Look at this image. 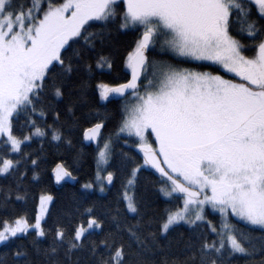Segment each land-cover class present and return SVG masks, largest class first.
Listing matches in <instances>:
<instances>
[{
	"label": "snow or ice",
	"instance_id": "snow-or-ice-1",
	"mask_svg": "<svg viewBox=\"0 0 264 264\" xmlns=\"http://www.w3.org/2000/svg\"><path fill=\"white\" fill-rule=\"evenodd\" d=\"M122 32L136 34L130 79L95 83ZM157 47L227 78L150 59ZM82 119L94 175L53 170L79 197L11 215L29 165L40 179L28 146L72 147ZM0 264H264V0H0Z\"/></svg>",
	"mask_w": 264,
	"mask_h": 264
},
{
	"label": "trees",
	"instance_id": "trees-1",
	"mask_svg": "<svg viewBox=\"0 0 264 264\" xmlns=\"http://www.w3.org/2000/svg\"><path fill=\"white\" fill-rule=\"evenodd\" d=\"M136 39V34L133 32L120 33L114 35L113 43L117 50L116 52V70L113 73H106L105 75L99 77L95 83H109L115 86L118 83H125L130 79V73L124 68V61L128 52L134 47V41ZM150 59H160L167 60L174 64H180L184 67H194L201 71H211L214 74L220 72L218 66H204L198 67L195 63H181L180 61L174 59L171 53L161 52L159 47L155 50H150ZM90 95H95V90L90 93ZM95 102V101H93ZM122 106V100H117L112 103H108L105 109L102 111H107L110 114V120L106 123L105 129L103 131L104 135L111 134L115 131L117 122L119 120V113ZM91 126V122L87 119H82L79 124L73 128L70 132L66 130L65 134L70 135L73 146L69 147L67 144L61 143L57 145L55 142H45L43 148L37 142H33L28 146V151H30L34 156L39 155L41 158L40 167L36 170L39 174V180H33V172L31 171V166L29 165V175L26 178V187L29 192V198L27 203L17 202L15 211L11 215L19 216L26 214L29 222L34 220L35 215L38 213L39 198L41 194H52L55 197L56 211L60 208L67 207L74 198L79 197L81 188L80 183L76 185H65L61 189H57L55 186L54 178L52 172L57 164L64 163L66 167L73 170V174L77 176L80 182L90 180L94 175L95 170V145H87L85 139L83 138L84 132L88 127ZM121 148L127 150V145L122 141L115 145V151L117 155L119 154ZM149 181L154 180L155 176H148ZM114 192H107L101 194L98 191L92 196V200L103 201L108 203L111 201ZM215 221L216 217H210Z\"/></svg>",
	"mask_w": 264,
	"mask_h": 264
},
{
	"label": "water",
	"instance_id": "water-1",
	"mask_svg": "<svg viewBox=\"0 0 264 264\" xmlns=\"http://www.w3.org/2000/svg\"><path fill=\"white\" fill-rule=\"evenodd\" d=\"M117 100H122V98H118ZM102 131H104V130H102ZM85 143L87 145H89V146H91V145H95L96 146L95 142H90V141L85 140ZM151 171H154V170H151ZM53 177H54V181H55L54 171H53ZM65 185H76V183H73V182H70V181H63L60 184H57L56 181H55V186H56L57 189H61Z\"/></svg>",
	"mask_w": 264,
	"mask_h": 264
},
{
	"label": "rangeland",
	"instance_id": "rangeland-1",
	"mask_svg": "<svg viewBox=\"0 0 264 264\" xmlns=\"http://www.w3.org/2000/svg\"><path fill=\"white\" fill-rule=\"evenodd\" d=\"M217 74L226 75V78H227V74L223 73L222 70H220V72Z\"/></svg>",
	"mask_w": 264,
	"mask_h": 264
},
{
	"label": "bare ground",
	"instance_id": "bare-ground-1",
	"mask_svg": "<svg viewBox=\"0 0 264 264\" xmlns=\"http://www.w3.org/2000/svg\"><path fill=\"white\" fill-rule=\"evenodd\" d=\"M55 169V168H54ZM52 175H53V172H52Z\"/></svg>",
	"mask_w": 264,
	"mask_h": 264
}]
</instances>
